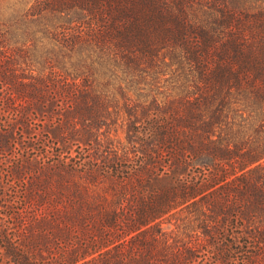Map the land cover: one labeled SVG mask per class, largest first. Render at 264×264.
<instances>
[{
    "label": "trees",
    "instance_id": "trees-1",
    "mask_svg": "<svg viewBox=\"0 0 264 264\" xmlns=\"http://www.w3.org/2000/svg\"><path fill=\"white\" fill-rule=\"evenodd\" d=\"M1 171L0 264H264V0H0Z\"/></svg>",
    "mask_w": 264,
    "mask_h": 264
},
{
    "label": "rangeland",
    "instance_id": "rangeland-1",
    "mask_svg": "<svg viewBox=\"0 0 264 264\" xmlns=\"http://www.w3.org/2000/svg\"><path fill=\"white\" fill-rule=\"evenodd\" d=\"M8 15H9V13L8 12H5V14H4V18H7L8 17ZM19 130H17V133H16V135L17 136H19ZM20 137V136H19ZM32 139H33V141L36 143V145L37 144H41V143H46L48 140H47V138H45V134L44 135H42V134H38L37 133V135H34V137H32ZM17 146V145H16ZM16 152H17V148L16 149H14L13 150V155H15L16 154ZM0 175H1V178L4 180V178L5 177H3V172L1 171V173H0ZM18 195H21V193L20 192H18ZM0 208H2V207H0ZM1 211L2 212H4L3 211V209H1ZM2 214V213H1ZM0 216H3V215H0ZM2 248L0 247V253H2ZM3 257H4V254H3Z\"/></svg>",
    "mask_w": 264,
    "mask_h": 264
}]
</instances>
